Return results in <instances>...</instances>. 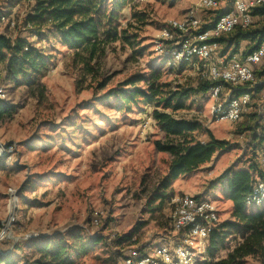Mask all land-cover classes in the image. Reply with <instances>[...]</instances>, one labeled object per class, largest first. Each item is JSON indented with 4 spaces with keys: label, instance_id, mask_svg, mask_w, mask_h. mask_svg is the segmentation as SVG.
<instances>
[{
    "label": "rangeland",
    "instance_id": "1",
    "mask_svg": "<svg viewBox=\"0 0 264 264\" xmlns=\"http://www.w3.org/2000/svg\"><path fill=\"white\" fill-rule=\"evenodd\" d=\"M18 1L0 0V13L14 14ZM35 1L27 4L26 14L32 12ZM197 1L133 0L125 4L119 23L130 24V30L138 34L137 41L132 46L119 41L109 44L96 62L99 72L94 78L83 79L72 61L73 50L52 33L37 38L33 29L19 33L34 47L45 50L49 59L46 75L35 83L2 80L8 92L4 103L13 113L0 119V143L14 144L15 150L0 157V225L7 216L6 189L13 187L18 194L15 223L10 235L0 242L3 259L18 264H54L38 246L45 244L50 249V244L61 238L70 244L72 240L65 239L70 234L79 235L83 242L99 235L103 241L71 260L74 264H120L116 255L122 250L163 243L173 236L171 200L183 193L207 197L216 204L220 221L229 219L232 206L214 180L228 166L241 167L245 162L249 137L241 130L246 113L237 122H214L216 103L208 92L191 96L187 107L179 111L140 102L126 112L118 109L114 97L99 100L130 76H147L151 70H159L161 79L172 86L196 85L200 73L184 63L168 65L155 53L153 40L167 20L180 17ZM201 13L211 16L213 11ZM103 80L105 86L99 89L97 83ZM223 88L221 97L226 94V86ZM262 100L260 93L255 95L252 107ZM153 109L176 119L197 121L203 130L231 146L226 152H216L198 169L175 178L158 199L153 197L171 155L154 146L155 140L165 142L168 137L151 118ZM253 112L264 124V110L255 108ZM193 135L199 140L208 138L203 131ZM129 232V243H114L116 235ZM244 264L260 263L249 257Z\"/></svg>",
    "mask_w": 264,
    "mask_h": 264
},
{
    "label": "trees",
    "instance_id": "2",
    "mask_svg": "<svg viewBox=\"0 0 264 264\" xmlns=\"http://www.w3.org/2000/svg\"><path fill=\"white\" fill-rule=\"evenodd\" d=\"M130 2L133 0H36L26 22L31 24L36 37L43 34L47 36L48 33L58 37L64 46L73 50L72 61L83 79L88 76L94 78L99 72L96 62L104 55L109 44L119 41L132 46L137 41L138 34L130 30L131 25L121 26L119 23L120 12ZM252 15L262 18L256 19L247 29L236 27L216 39L220 44L221 55L228 53L244 56L264 39V5L253 8ZM19 33L14 39L0 35V63L5 68V73L0 76L2 83L7 77L31 84L46 75L49 56H46L45 50L34 47L26 38L20 37ZM255 75L257 78L264 77V69L256 71ZM161 78L159 70H151L147 76H130L116 88L108 90L99 100L114 97L118 109L126 112L131 110L133 104L140 102L153 104L163 110L179 111L187 107L186 101L191 96L204 95L220 84L228 87L207 76H200L192 87L182 84L172 86ZM140 82L142 86L137 85ZM105 83L106 80L98 82V88H103ZM12 113L13 108L0 101V119ZM246 114L247 120L241 130L247 131L249 137V153L244 157L245 162L241 167L236 164L228 166L214 180L216 185H221L225 199L232 203L230 217L210 230L204 259L200 264H244L249 257L264 264V206L248 211L244 203L256 179L264 177L259 162L264 124L258 122L259 115L253 110ZM151 118L168 137L165 142L155 140V148L171 155L167 173L159 181L158 192L153 199L163 197V192L170 188L178 176L191 173L208 163L216 152L231 149L227 140L216 139L209 130H203L197 121L176 119L170 113L157 109L152 110ZM258 129L261 132H257ZM194 131H203L208 138L199 140L193 135ZM131 238L129 232L116 235L113 241L120 246L129 243ZM63 239L51 243L50 249L45 244L37 249L48 253L54 264H74L71 260L74 255H84L88 248L103 241L99 235L90 236L83 242L79 235L70 234L69 238H65L72 240L70 244ZM116 258L121 264L123 253H118Z\"/></svg>",
    "mask_w": 264,
    "mask_h": 264
},
{
    "label": "built area",
    "instance_id": "3",
    "mask_svg": "<svg viewBox=\"0 0 264 264\" xmlns=\"http://www.w3.org/2000/svg\"><path fill=\"white\" fill-rule=\"evenodd\" d=\"M32 0H19L12 12L0 13V35L14 39L17 33L32 28L26 22L28 14L25 8ZM144 3L148 0H135ZM264 5V0H232L229 9L219 13L211 22H204L203 11H215L220 7L219 0H198L187 8L181 17L172 18L157 30L154 36V51L166 60L168 65L184 63L190 65L201 76L212 81L227 84L226 94L221 97L223 85L212 87L208 94L216 103L212 119L218 121H239L243 114L255 108L264 110V100L252 107L254 96L260 93L264 97V77L257 78L256 71L264 69V39L251 52L241 54H220L217 38L239 27L247 29L262 17L252 15V9ZM34 38H37L33 35ZM5 73L4 64L0 63V76ZM234 92H237L235 95ZM262 93V94H261ZM8 99L6 85L0 82V101ZM264 132V130H262ZM14 144L0 143V157L13 154ZM259 162L264 172V141L259 151ZM6 195L7 216L1 221L0 242L10 235L15 223V207L18 199L17 190L8 187ZM171 225L173 236L163 243L152 246L130 247L122 250L121 264H198L204 259L210 230L220 222L216 204L207 197L179 194L172 200ZM246 208L264 206V177L256 179L250 193L245 198ZM5 254L0 255L3 258ZM0 264H18L0 259Z\"/></svg>",
    "mask_w": 264,
    "mask_h": 264
},
{
    "label": "crops",
    "instance_id": "4",
    "mask_svg": "<svg viewBox=\"0 0 264 264\" xmlns=\"http://www.w3.org/2000/svg\"><path fill=\"white\" fill-rule=\"evenodd\" d=\"M220 1V0H219ZM196 3V2H195ZM194 3V4H195ZM231 4H232V0H224L223 2L222 1H220V7H219V9L218 10H215V11H213V13L211 14V16H209V15H205L204 17H203V19H205L204 20V22L205 23H211L213 20H214V18H215V16L218 14V12H222V11H224V10H227V9H229L230 8V6H231ZM218 11V12H217ZM183 15V14H182ZM181 15V16H182ZM180 16V17H181ZM211 17V18H210ZM243 44V43H242ZM243 48H241V50H242ZM240 50V51H241ZM254 107V106H253ZM229 202H230V207L232 206V203H231V201L229 200Z\"/></svg>",
    "mask_w": 264,
    "mask_h": 264
}]
</instances>
